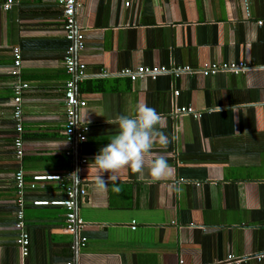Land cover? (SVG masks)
I'll return each mask as SVG.
<instances>
[{"label": "crops", "instance_id": "obj_1", "mask_svg": "<svg viewBox=\"0 0 264 264\" xmlns=\"http://www.w3.org/2000/svg\"><path fill=\"white\" fill-rule=\"evenodd\" d=\"M0 0V264H264V0H77L76 52L86 76L77 83L86 104L77 108L85 139L68 146L62 102L67 40L54 0ZM20 48L24 154L12 148V46ZM245 62L244 70L222 69ZM166 70L131 80L122 70ZM215 65L216 71L210 72ZM176 67H188L176 71ZM146 103L161 116L166 147L153 157L171 166L153 182L145 170L102 179L94 158L117 132L108 123ZM192 107L180 113L176 108ZM199 113V115H194ZM86 161L82 162L81 159ZM24 170L23 223L28 254L19 251L18 190ZM34 174H60L30 186ZM77 194L82 228L66 229L58 200ZM134 225V228L132 226ZM83 241V244L80 242Z\"/></svg>", "mask_w": 264, "mask_h": 264}, {"label": "built area", "instance_id": "obj_2", "mask_svg": "<svg viewBox=\"0 0 264 264\" xmlns=\"http://www.w3.org/2000/svg\"><path fill=\"white\" fill-rule=\"evenodd\" d=\"M18 0H4L1 3V8L3 10L8 9L11 5ZM56 1L62 8V18H63V32L64 36L67 40V44L65 46L63 57H62V64L65 73L68 75L67 79H65L63 84V107H64V128L63 133L66 135V143L68 146L67 153H71L73 150V143L80 142L85 139V134L88 130V126L86 124H78L77 122V108L82 107L86 104V101L79 97L77 91V83L82 81L86 76L85 73V64L78 60L76 57V52L81 50L84 46V35L83 32L77 28L76 26V12L80 5L77 0H54ZM130 1L132 0H125L124 5L128 6ZM12 54V67L10 68V73L16 76L15 81L12 83V97H11V104H12V118L14 120V130L15 136L13 138L12 148L14 151V155L16 158L21 159L24 154V142L22 134L24 132L23 128V113H22V100L24 92L29 88V84L27 81L22 80L19 77V65L21 63V53L20 48L17 45L12 46L11 48ZM215 65L210 67L207 71L214 72L216 71ZM245 62L239 61L237 63L229 62L223 63L222 69L229 70L233 72H237L238 70H244ZM183 69L187 70L188 67H176V71H182ZM164 67L158 66H137L134 70L124 69L122 73L126 76H129L131 80H136L138 77L142 76H151L155 78L159 73L165 71ZM177 112L180 113H188L193 112L192 107L182 106L176 108ZM194 115H199V113H194ZM82 162H85L86 159H81ZM64 177L60 174H34L32 175L31 179L32 182L30 186H34V182L37 180L42 179H56L62 180ZM13 181L15 187L18 190L19 196L17 198L18 210H17V221L16 226L19 228V234L17 237V243L19 245V251L22 256L28 254V233L24 229L23 223V193H24V170L23 168L19 167L14 171L13 174ZM65 186V194L66 196L62 199L58 200H35L33 203L35 205H45V204H59L66 208V229L70 231H74L80 229L84 225V221L81 217L78 216L76 213V200L77 194L83 195L85 193V189L83 187L76 190L70 185H66L62 182ZM134 228V225L132 226ZM83 244V241L80 242ZM67 264H71L70 261ZM177 264H185L184 260L180 258Z\"/></svg>", "mask_w": 264, "mask_h": 264}, {"label": "clouds", "instance_id": "obj_3", "mask_svg": "<svg viewBox=\"0 0 264 264\" xmlns=\"http://www.w3.org/2000/svg\"><path fill=\"white\" fill-rule=\"evenodd\" d=\"M108 123L118 126L117 132L110 142L104 146L94 158V165L101 173L95 181L101 190L107 188L102 179L104 173H109L108 180L114 185L113 191L119 192L117 185L118 173L130 169L138 178H145V170L153 182L165 179L171 173V166L163 156L153 157L156 145L166 147L168 137L160 128L163 121L160 114L146 103L136 104L129 114L117 115Z\"/></svg>", "mask_w": 264, "mask_h": 264}]
</instances>
